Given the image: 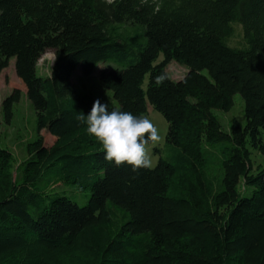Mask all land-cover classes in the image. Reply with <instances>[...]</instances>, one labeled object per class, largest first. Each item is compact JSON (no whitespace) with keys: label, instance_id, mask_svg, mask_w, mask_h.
Segmentation results:
<instances>
[{"label":"trees","instance_id":"1","mask_svg":"<svg viewBox=\"0 0 264 264\" xmlns=\"http://www.w3.org/2000/svg\"><path fill=\"white\" fill-rule=\"evenodd\" d=\"M10 58L35 133L56 137L34 133L17 164L0 145V264H264V165L250 157L264 152V0H0V70ZM100 63L109 110L149 104L167 122L152 169L105 161L77 120L101 101L83 84ZM234 94L245 120L224 131L213 112Z\"/></svg>","mask_w":264,"mask_h":264},{"label":"rangeland","instance_id":"2","mask_svg":"<svg viewBox=\"0 0 264 264\" xmlns=\"http://www.w3.org/2000/svg\"><path fill=\"white\" fill-rule=\"evenodd\" d=\"M240 35V27L234 25V35L231 41L236 44L239 41ZM54 53L52 50H47L43 53L37 61L36 64V72L40 76H46L50 73V68L54 61ZM166 71L168 73V77L173 80H178L181 76L184 75L186 68L180 64H177L174 61L166 64ZM105 66L103 63L97 64L94 67V70L91 76L86 79L83 84L88 91L100 97L102 103H107L111 106H116V101L112 99L109 91L102 89L98 85V73L99 70ZM14 58H10L8 61L7 67L0 70V145L8 149L12 155L15 163H19L21 159L28 155V146H30V142L35 139L36 136L40 135L43 139V142L46 146L52 144L55 140L56 135H51L47 133L46 130L42 129L39 132L35 133V113L32 109V106L25 96V87L21 80L17 77L14 71ZM80 69L77 67L74 68L71 81L74 84H79ZM15 93L17 95V101L14 103L9 118H5L2 103L6 96ZM241 96L239 94L233 95V105L232 107L226 111L222 112L219 110H215L213 113L216 115L220 122V126L222 130H227L229 126V121L231 118H236L237 120L244 122V113L243 111V100H241ZM146 116L150 119L154 125L158 128L159 133L161 135V140L158 144L152 145L149 143L146 147L148 149L149 155L153 161V166L157 162V156L153 155L152 149L153 147H160L163 144V140L165 137V133L167 131V122L163 116L156 110H154L149 104H147ZM35 133V134H34ZM263 144H264V129H262ZM251 151V163L253 169L258 168L259 164L264 165V152L261 151ZM57 189L63 188V185L57 184L55 186ZM84 199L82 201L77 200L79 204L84 203Z\"/></svg>","mask_w":264,"mask_h":264},{"label":"clouds","instance_id":"3","mask_svg":"<svg viewBox=\"0 0 264 264\" xmlns=\"http://www.w3.org/2000/svg\"><path fill=\"white\" fill-rule=\"evenodd\" d=\"M111 4L114 0H106ZM166 77L159 75L156 83L162 84ZM77 120L86 125L89 136L101 145L104 159L117 168L130 165L133 171L153 168L147 145H156L161 140L158 128L147 117L135 116L130 112L109 110L107 103L93 101L87 115L81 113Z\"/></svg>","mask_w":264,"mask_h":264}]
</instances>
